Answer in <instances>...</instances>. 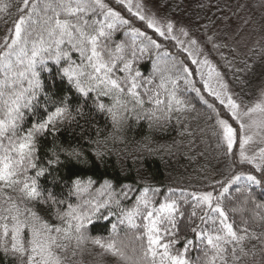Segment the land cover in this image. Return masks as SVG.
Listing matches in <instances>:
<instances>
[{
    "label": "snow or ice",
    "instance_id": "6c2138e0",
    "mask_svg": "<svg viewBox=\"0 0 264 264\" xmlns=\"http://www.w3.org/2000/svg\"><path fill=\"white\" fill-rule=\"evenodd\" d=\"M17 11L0 38V264H80L89 243L124 264H241L252 240L264 252V233L250 231L252 223L264 226V87L234 93L196 39L145 15L134 0H21ZM164 40L175 42L176 54L161 51ZM153 55L145 75L141 62ZM193 100L228 162L227 173L200 191L106 180L93 195L96 182L83 170L91 157L103 162L107 139L121 138L89 140L90 157L58 135L60 126L79 123L89 102L118 132L132 118L183 125ZM97 219L110 222L108 237L89 234ZM118 225L139 230L137 260L126 254Z\"/></svg>",
    "mask_w": 264,
    "mask_h": 264
},
{
    "label": "trees",
    "instance_id": "16d2710c",
    "mask_svg": "<svg viewBox=\"0 0 264 264\" xmlns=\"http://www.w3.org/2000/svg\"><path fill=\"white\" fill-rule=\"evenodd\" d=\"M153 1L165 18L182 20L187 24L201 41L209 58L224 72L235 93L243 96L246 92L264 87V0ZM5 4L8 5V11L0 12V38L13 27L19 15L17 9L21 6V0H0V6ZM114 6L121 10L120 6ZM122 14L133 21L135 27L145 30L143 22L131 16L126 9L122 10ZM236 26L240 30V35L253 28L252 30L257 29L263 36L247 55L234 57L224 44ZM125 30L121 29V33ZM148 32L152 34L151 30ZM162 43L161 51L177 53L178 46H174V41L164 40ZM213 44L219 45V48L214 49ZM154 58V55L145 57L141 62L140 67L145 75L151 71ZM225 59L231 61L230 68L225 66ZM193 103L196 104V110L187 115L183 125L173 121L164 127L150 126L146 119L137 121L132 118L116 132L105 114L97 112L89 102L82 109L83 115L77 117L79 123L60 126L58 135L60 141L66 145L70 142L83 146L88 150L90 157L94 145H90L89 140H104L105 137L112 135L121 138L115 143L111 138L107 139L109 154L103 158V162H97L95 157H91L92 166L83 170L85 178L91 177L96 182L92 189L93 195H98V190L106 180L113 184L159 187L165 192L169 187L200 191L208 183L220 178L221 173H227L228 162L221 155V149L216 147L215 139L211 136L207 114L195 100ZM98 131L101 133L99 136ZM123 203L131 206V201ZM232 204L240 207L239 193L232 194ZM111 210L117 212L118 216V211L114 207ZM107 212L108 209H101V214L106 215ZM247 214L244 213L245 216ZM117 216H113L111 222H116ZM237 219L239 220V215ZM118 231L119 238L127 245L126 254L133 261L137 260L144 244L143 240L137 239L139 230L118 225ZM250 231L259 235L264 233V226L252 223ZM110 232V222L103 219H97L89 226V234L92 236L108 237ZM245 250L248 256L241 264H264V252L261 251L259 241L246 242ZM130 252H134L135 255H130ZM196 255L197 253H192L193 258ZM77 259L80 264H124L123 261L104 253L90 243L85 245L83 253L78 255Z\"/></svg>",
    "mask_w": 264,
    "mask_h": 264
},
{
    "label": "rangeland",
    "instance_id": "374dc122",
    "mask_svg": "<svg viewBox=\"0 0 264 264\" xmlns=\"http://www.w3.org/2000/svg\"><path fill=\"white\" fill-rule=\"evenodd\" d=\"M135 2H139L143 5V13L145 15L155 16L156 18L161 20V22L171 21L176 25L177 29L183 28L184 30H186L189 33V38L196 39L198 41L199 46L203 48L201 41L198 40V38L192 33V31L190 30V28L187 26L186 23H184L182 20H178V19L165 18L161 14L159 7L155 1H153V0H134V3ZM252 29L253 28H249L248 30H246V32H244L242 35H240L239 34L240 30H239L238 26H236L235 28H233L232 32L229 34V38L225 42L224 46H225V48L230 49V51L234 57L235 56H241V55H247L249 53V51L254 46H256L258 44V42L261 40L263 35L260 34L257 29H254V30H252ZM176 34L180 37V39H182V40L185 39L179 33V31H177ZM204 51L207 54V51L205 49H204ZM230 88H231V86H230ZM231 90L233 91L232 88H231ZM130 255L134 256L135 254H134V252L133 253L130 252Z\"/></svg>",
    "mask_w": 264,
    "mask_h": 264
}]
</instances>
